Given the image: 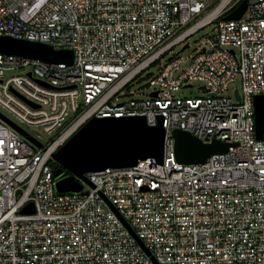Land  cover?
Returning <instances> with one entry per match:
<instances>
[{
    "label": "built area",
    "instance_id": "obj_1",
    "mask_svg": "<svg viewBox=\"0 0 264 264\" xmlns=\"http://www.w3.org/2000/svg\"><path fill=\"white\" fill-rule=\"evenodd\" d=\"M242 1L0 0V40L74 52L71 66L0 52V110L47 135L37 146L0 119V264H264V136L254 112L264 95V0L223 20ZM208 27L183 69L175 49ZM154 66L140 99L133 86ZM237 78L241 89L226 97ZM194 82L206 96L176 97ZM135 117L163 120L162 164L90 173L82 194H55L54 156L80 129ZM176 130L230 147L181 164ZM29 205L34 213H23Z\"/></svg>",
    "mask_w": 264,
    "mask_h": 264
},
{
    "label": "water",
    "instance_id": "obj_2",
    "mask_svg": "<svg viewBox=\"0 0 264 264\" xmlns=\"http://www.w3.org/2000/svg\"><path fill=\"white\" fill-rule=\"evenodd\" d=\"M247 8L248 1L243 0L223 20H240ZM208 35V33L204 34L202 38ZM188 48L190 46L186 45L180 53ZM0 52L7 56L33 59L50 64L71 66L74 62V52L71 50H56L47 43L11 36L1 38ZM28 76L32 77V74L29 73ZM36 81L52 88L42 81ZM201 89L206 91L205 87ZM16 95L25 100L18 93ZM208 95L213 96L209 92ZM153 96L156 97L157 93H154ZM237 98L240 99L238 94ZM254 112L256 138L258 141H262L264 136V95L254 97ZM0 119L31 143L42 146L28 132L1 112ZM173 137L176 159L185 165L205 164L212 155L227 153L230 147L229 144L221 141L206 144L198 137L182 130H176ZM164 143L163 120L158 126L150 127L144 117L93 118L55 154L54 159L61 167L54 171L53 190L57 195H80L84 189V185L80 181L91 185L87 177L90 173L104 171L108 168L133 167L139 161L149 158L162 164ZM23 213H34L33 205L26 207Z\"/></svg>",
    "mask_w": 264,
    "mask_h": 264
},
{
    "label": "rangeland",
    "instance_id": "obj_3",
    "mask_svg": "<svg viewBox=\"0 0 264 264\" xmlns=\"http://www.w3.org/2000/svg\"><path fill=\"white\" fill-rule=\"evenodd\" d=\"M212 27H208L200 32H197L191 38L188 40V44L190 45V48L185 50L181 53V56L187 59L185 66H183V69L188 65V63L191 61L192 57L196 56L199 52L200 48L203 47L204 42L207 39H203L202 36L206 34L207 32L211 31ZM214 36V34L212 35ZM182 47H177L175 49L176 52L180 51ZM168 60L167 58L165 61ZM160 68L158 66H154L150 69H148L144 75H142L141 79L133 86V91L137 92L140 96V99H145L148 97V95L151 93V90L149 89L150 81L159 75ZM192 88H184L177 93H175L176 97L186 99V98H200L206 96V93L200 88L203 86L199 82L191 83ZM236 89H241V79L237 78L234 83L231 84L229 90L226 92V97H232ZM1 113H3L6 117H8L11 121H13L16 125L24 129L26 132H28L32 137L35 139L41 141L42 143H47V135L44 133L41 129H29L26 128L14 119H12L9 115L5 114L3 111L0 110Z\"/></svg>",
    "mask_w": 264,
    "mask_h": 264
}]
</instances>
